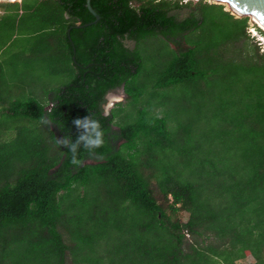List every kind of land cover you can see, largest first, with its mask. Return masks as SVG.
Masks as SVG:
<instances>
[{
	"label": "trees",
	"instance_id": "trees-1",
	"mask_svg": "<svg viewBox=\"0 0 264 264\" xmlns=\"http://www.w3.org/2000/svg\"><path fill=\"white\" fill-rule=\"evenodd\" d=\"M85 2L0 4V26L47 35L75 72L47 102L0 101V264H237L248 256L264 264V54L246 33L249 18L203 0H91L98 21L75 28L94 20ZM219 17L230 24L225 38L207 41ZM151 38L178 47L156 74L145 72L140 50ZM220 66L249 78L251 101L238 116L222 115L212 137L194 134L188 111L171 127L170 100L127 121L122 103L104 115L106 95L119 88L128 101L150 83L156 100L162 90L207 84ZM89 113L105 133L102 158L81 145L73 165L57 139L74 142L82 130L72 121ZM242 140L258 148L223 155L232 147L222 143Z\"/></svg>",
	"mask_w": 264,
	"mask_h": 264
},
{
	"label": "rangeland",
	"instance_id": "rangeland-1",
	"mask_svg": "<svg viewBox=\"0 0 264 264\" xmlns=\"http://www.w3.org/2000/svg\"><path fill=\"white\" fill-rule=\"evenodd\" d=\"M178 1L183 5L188 2V0ZM196 1L198 0L192 1V3ZM203 1L217 5V2L213 0ZM5 3L7 1H0L1 5ZM2 10L3 8L0 7V13ZM188 11L189 9L186 8L181 9L179 12L180 18L187 16ZM233 16L235 18L245 17L236 15L235 13ZM220 21L221 25L213 29L209 28L212 33L206 31L204 36L207 41H211L212 39L220 41L225 38L224 28L229 27L230 24L226 22V18H220ZM256 25L249 18L246 33H248L250 42L259 46L260 53L264 54V37L254 29V26L257 27ZM25 31L24 29L11 31L4 24L0 26V101L25 102L32 98L41 103L47 102L52 91L57 87L68 84L72 79L71 77L75 74L74 69L69 65H65L63 59L58 55V46L56 50L50 48L53 42L46 40L47 35L41 33L32 35ZM181 42V48L185 49L187 46L183 41ZM130 45L133 46V43H130ZM61 47L63 50L67 49L65 44L61 45ZM173 49L178 51L177 45L173 44L171 46L169 42L159 38H151L141 43L140 50L146 54L145 72L156 74L158 70H161L163 65L173 56ZM223 63L227 66L233 64V62L228 60H224ZM211 78L212 80H208V85L204 83L199 88H190L185 85L183 87L162 90L156 100L152 98L150 83L146 86L143 85L142 95L128 101L123 89L119 88L115 92H111L110 99H108L104 106L109 107L113 104L112 108L114 104L122 103L123 110L116 111L122 115L121 120L127 121L130 118L138 116V110L143 107H146L147 111H151V109H156V105L165 103L166 101L168 103L170 100L168 106L176 107L175 118H172L169 122L171 127L183 126V121L186 120L184 111H188L186 117L190 116L194 121L192 124L194 134L208 132L209 136L212 137V135L219 132V126L225 124L222 115L230 117L236 113V116H238L245 109L244 103L250 102L251 99L246 97L244 92V85L249 78L244 77L241 73L229 74V72L224 70L223 66H220L217 73L211 76ZM137 84L135 83L134 85ZM254 86H256V83ZM223 101L227 106L225 111L222 109ZM116 120L121 122L119 119ZM2 135L6 139L10 136L9 132H5ZM246 141L222 143L223 149L228 144L232 147L231 149L228 147V152L223 151V155L231 159L230 157H240L242 153L248 154L258 148L256 145L249 144ZM248 148L250 150L244 152ZM182 221H186V218ZM252 263H254V260L251 256L237 262V264Z\"/></svg>",
	"mask_w": 264,
	"mask_h": 264
},
{
	"label": "clouds",
	"instance_id": "clouds-1",
	"mask_svg": "<svg viewBox=\"0 0 264 264\" xmlns=\"http://www.w3.org/2000/svg\"><path fill=\"white\" fill-rule=\"evenodd\" d=\"M261 30V29H260ZM41 123L48 124L50 121L44 117L41 118ZM75 127L82 132L77 136L74 142L69 137H64L62 139H57V143L60 146L67 147L70 149L71 153V163L73 165L80 164L78 159L79 151L81 145H83V150L89 157L93 158H102L96 152L97 149H100L105 146L104 140V130L102 129L101 123L98 119L93 118L89 113L84 118H77L72 121Z\"/></svg>",
	"mask_w": 264,
	"mask_h": 264
},
{
	"label": "water",
	"instance_id": "water-1",
	"mask_svg": "<svg viewBox=\"0 0 264 264\" xmlns=\"http://www.w3.org/2000/svg\"><path fill=\"white\" fill-rule=\"evenodd\" d=\"M90 1L91 0H86L85 6L87 10L89 11V13L94 17V20L86 25H76L75 28H82V27L90 26L92 24H95L98 21L99 17L95 13V11L91 8ZM213 1L217 2V5L225 4L229 7V9H234L236 11L242 12L240 16L249 17L250 19L254 18L261 25L264 26V0H213ZM256 26L258 27V25ZM70 30L71 28L67 30V35H69ZM111 94L112 93H108L106 95L105 97L106 102L108 101L109 96ZM112 105L113 104H111L109 107H106V106L103 107L104 115H108L109 109L111 108Z\"/></svg>",
	"mask_w": 264,
	"mask_h": 264
},
{
	"label": "bare ground",
	"instance_id": "bare-ground-1",
	"mask_svg": "<svg viewBox=\"0 0 264 264\" xmlns=\"http://www.w3.org/2000/svg\"><path fill=\"white\" fill-rule=\"evenodd\" d=\"M0 1H7V2H13V1H15V0H0ZM189 1V0H188ZM192 1H195V0H192ZM223 6H224V9L226 10V11H230V12H232L233 14L235 13L236 15H241L242 14V12H239V11H236V10H234V9H229V7L227 6V5H225V4H223ZM252 20L258 25V27H259V29L261 28V30L262 31H264V26L263 25H261L257 20H255L254 18H252ZM253 32H254V30H253ZM110 99V98H109Z\"/></svg>",
	"mask_w": 264,
	"mask_h": 264
},
{
	"label": "flooded vegetation",
	"instance_id": "flooded-vegetation-1",
	"mask_svg": "<svg viewBox=\"0 0 264 264\" xmlns=\"http://www.w3.org/2000/svg\"><path fill=\"white\" fill-rule=\"evenodd\" d=\"M104 101H105V102H104V104H103V107H104V105H105V103H106V99H104Z\"/></svg>",
	"mask_w": 264,
	"mask_h": 264
},
{
	"label": "built area",
	"instance_id": "built-area-1",
	"mask_svg": "<svg viewBox=\"0 0 264 264\" xmlns=\"http://www.w3.org/2000/svg\"><path fill=\"white\" fill-rule=\"evenodd\" d=\"M264 52V51H263Z\"/></svg>",
	"mask_w": 264,
	"mask_h": 264
}]
</instances>
